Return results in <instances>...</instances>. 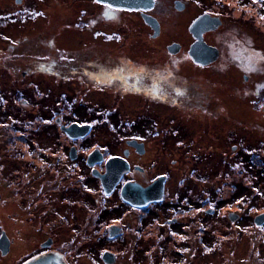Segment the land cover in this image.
I'll return each instance as SVG.
<instances>
[{"label":"flooded vegetation","instance_id":"flooded-vegetation-1","mask_svg":"<svg viewBox=\"0 0 264 264\" xmlns=\"http://www.w3.org/2000/svg\"><path fill=\"white\" fill-rule=\"evenodd\" d=\"M71 2L70 28L62 0L0 2V264H264V49L236 28L264 35V0ZM171 24L186 39L166 41ZM161 36L168 59L152 60ZM69 82L126 102L124 127L89 139L91 122L67 120ZM109 160L122 174L108 194ZM126 184L152 201L124 200Z\"/></svg>","mask_w":264,"mask_h":264},{"label":"rangeland","instance_id":"rangeland-1","mask_svg":"<svg viewBox=\"0 0 264 264\" xmlns=\"http://www.w3.org/2000/svg\"><path fill=\"white\" fill-rule=\"evenodd\" d=\"M60 0H53V2H59ZM73 1V0H72ZM166 2L169 3V0H165ZM230 7H234L233 4H235V0H230ZM0 2H2L4 4V6L8 5V3L13 2L14 4V0H0ZM8 2V3H7ZM52 4V3H51ZM55 3H53L52 5H54ZM62 4H64L65 6L63 8L66 9V13L68 15V19L69 21H67V26L68 28H70L71 25V15H73V10L74 7H72V2L71 0H62ZM44 5V4H43ZM42 5V6H43ZM47 5V4H46ZM13 9V6H12ZM11 9V10H12ZM169 25V24H168ZM167 25V27H168ZM241 25V24H240ZM242 28L240 27H236L237 29H239L240 33H242V31L244 32V36H245V40L247 41V43H251L256 45H259V47H261L262 49H264V35L263 33H261V31H258L256 27H253L251 22H245L242 21ZM166 27V28H167ZM172 30L171 34H167L165 31V38L166 41H171L172 39L175 38H179L182 37L183 40L186 39L185 37V33L183 36V32H187L186 28H183V32L182 30H180V28H176L171 24L170 28ZM70 33L73 32H68V41L72 42H76L75 38L73 35H70ZM189 37V34H188ZM151 43H155L157 45V49L151 50V52L149 53V56H151V58L153 57L154 59L152 60H156V59H163L165 61L168 59V53L167 51H162L161 49V43L159 41H162V36L159 39L156 40H152L150 39ZM156 47V46H155ZM185 55V54H184ZM181 56V55H179ZM182 57V56H181ZM170 60V58H169ZM181 64H184V62H181ZM174 68L177 70V72L179 73L178 67L175 65ZM264 68V67H263ZM174 69V70H175ZM184 68L182 67V72H183ZM116 82H118L117 79H115ZM116 82L114 84H116ZM97 91L95 92H89L86 94V91L84 89H82L81 87L78 90V85L77 87H71V83L69 82V87H68V97H67V120H73V121H77V122H91L94 125V129H96L98 126L101 125L102 122L107 123L109 125V127H114V126H123L122 125V120H124L123 115L120 113H113V110L115 109V107L120 111L123 108L128 107L126 102H122L121 100H119L118 98H116L112 93L111 95L109 93H107L106 95H102L101 97L99 95H96ZM91 93V94H90ZM100 99L99 101L96 102V100ZM28 106V105H27ZM27 111L26 108L24 109V112ZM123 111V110H122ZM127 111H129V109H124L123 113L127 116ZM108 112H110L111 114H109ZM5 114V113H4ZM26 115V114H25ZM124 115V116H125ZM128 117V116H127ZM129 120V119H128ZM183 123H184V127H186V129H189L190 127V119H182ZM115 123V124H114ZM124 127V126H123ZM123 127L121 129H118L117 134H121ZM114 131L115 128H113ZM117 129V128H116ZM45 130H39L36 131L35 136L40 137V135L43 133V135H45ZM109 129L107 127H99L98 129H96V131L93 133V135L91 134L89 136V139H94L98 142H105L107 139H111V133H109ZM173 137V136H171ZM156 148H158L159 146H155ZM165 153L167 154L166 156L168 158H176L177 154L179 153V147L176 146L173 142H169L167 143L166 146V151ZM264 168V165H263ZM67 231V232H66ZM65 235L62 234L61 238L65 239L68 241L71 240L72 236L74 235V232L71 230H66ZM103 245H105L106 243L103 242L101 243ZM210 247L211 246H205L204 249L207 251H210ZM245 247H242V249ZM222 250H225V247H223ZM220 256V255H218ZM217 256L216 261H213L214 259H212L211 256L208 257H204L201 259L200 264H214V262L218 263V261L222 260V258L219 259V257ZM90 264H96L93 261H88Z\"/></svg>","mask_w":264,"mask_h":264},{"label":"water","instance_id":"water-1","mask_svg":"<svg viewBox=\"0 0 264 264\" xmlns=\"http://www.w3.org/2000/svg\"><path fill=\"white\" fill-rule=\"evenodd\" d=\"M101 2H107L115 7H121V8H140V7H147L148 3H152L153 0H99ZM206 20L204 18L199 19L197 21L199 29L205 25ZM200 37V36H199ZM198 42V58H205V52L204 50L208 49L207 46H205V42L202 41L201 38H199ZM175 51V49L173 50ZM192 54V51H190ZM89 126V125H88ZM88 126L86 125H79L78 123H72L70 126L66 127V131L68 132L69 135L71 136H84L88 132ZM94 154V152L92 153ZM91 154V155H92ZM107 172L105 174L101 175V180L102 184L104 186V189L106 193H111L116 185V183L120 180L121 172L116 171L112 168V163L111 160L107 162ZM148 194V189L147 188H135L132 187L129 184H126L123 187L122 190V196L124 200L128 202H147L149 200L152 201V199H148L147 197ZM160 197L154 198L155 200H158ZM109 253L105 252L103 254V258L105 260H108ZM25 264H67L62 260V258L58 254H46V255H39Z\"/></svg>","mask_w":264,"mask_h":264},{"label":"snow or ice","instance_id":"snow-or-ice-1","mask_svg":"<svg viewBox=\"0 0 264 264\" xmlns=\"http://www.w3.org/2000/svg\"><path fill=\"white\" fill-rule=\"evenodd\" d=\"M97 2H99V0H97Z\"/></svg>","mask_w":264,"mask_h":264}]
</instances>
